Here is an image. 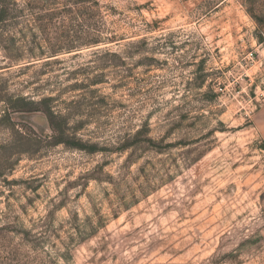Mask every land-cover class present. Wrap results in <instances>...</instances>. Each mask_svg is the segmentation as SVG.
I'll return each instance as SVG.
<instances>
[{"label": "rangeland", "instance_id": "obj_1", "mask_svg": "<svg viewBox=\"0 0 264 264\" xmlns=\"http://www.w3.org/2000/svg\"><path fill=\"white\" fill-rule=\"evenodd\" d=\"M88 1L0 0V264H264V0Z\"/></svg>", "mask_w": 264, "mask_h": 264}, {"label": "trees", "instance_id": "obj_2", "mask_svg": "<svg viewBox=\"0 0 264 264\" xmlns=\"http://www.w3.org/2000/svg\"><path fill=\"white\" fill-rule=\"evenodd\" d=\"M76 1V0H71ZM88 0H85L87 2ZM88 2L94 4L91 0ZM8 11L5 8L0 9V22L4 20ZM49 101V100H48ZM7 108H6V118L10 122L12 113H23V114H30V113H37L43 112L46 116L47 121L49 122L50 128L54 132H58V139L57 140H64L63 137L66 136L67 133V123L61 115H58L55 111L50 108V106L44 105V110L39 108V103L31 98L18 96L17 98H8L6 99ZM13 126V125H10ZM142 135V132L138 133V137ZM65 143L68 146H72L76 149L87 151L90 154L97 153L99 151L97 145H85L82 142H76L71 140H64L60 141ZM148 143H152V140H146Z\"/></svg>", "mask_w": 264, "mask_h": 264}]
</instances>
